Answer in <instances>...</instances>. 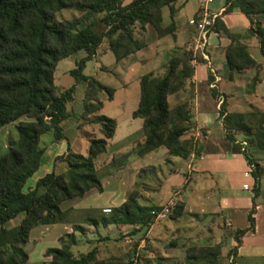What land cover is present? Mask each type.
<instances>
[{"label": "trees", "instance_id": "1", "mask_svg": "<svg viewBox=\"0 0 264 264\" xmlns=\"http://www.w3.org/2000/svg\"><path fill=\"white\" fill-rule=\"evenodd\" d=\"M176 0H0V131L16 124L18 139L10 152L0 157V264H27L24 251L29 233L39 226L75 223L80 213H97L83 222L88 226H135L142 228L153 222L154 208L140 207L131 193L126 203L112 209L109 215L95 209L62 211L60 206L82 198L91 189L102 191L94 160L105 153L113 138L116 122L101 114L104 93L111 101L113 89L91 76L84 75L86 64L93 60L98 48L106 41L107 49L118 62L146 48L153 36H173L174 23L162 27V9L169 8L172 17ZM127 2V3H126ZM76 8L80 16L70 20H58L57 14ZM238 11L250 23V32L259 42L264 56V0H225V13ZM212 31L222 33L231 40L226 50V65L231 72L258 71L257 64L246 48L237 40L220 19H216ZM85 55L75 62L69 72L75 84H85L83 113L79 116V128L98 127L100 139L88 137L87 155L67 151L55 158L63 162L65 170H54L37 180L31 190H25L27 181L38 171L45 148L40 138L51 134L53 142L64 140L62 124L70 119L66 106L73 100L75 86L59 91L54 72L59 61ZM193 75L190 58L186 52L172 57L163 76L146 74L139 79V102L132 113L133 119L142 120L139 136L133 152L141 157L159 148H165L169 157L186 160L191 153V142L184 134L191 128V112L186 102L170 107L168 98L177 96ZM172 105V104H171ZM226 138L234 140L235 134L249 133L260 152L264 154V113L251 111L245 114H226L220 109ZM26 119V120H25ZM130 153L126 154L127 158ZM248 159L249 165L253 163ZM119 158L111 161L118 166ZM253 207L248 214L250 224L246 230L236 231L235 240L247 231L253 232L255 198L259 194L258 174L253 170ZM182 205H176L169 218L181 214ZM79 217V216H78ZM17 225H8L19 219ZM81 227L73 225V231ZM59 246L48 248L43 264H113L98 261L95 251L76 257L71 235L61 237ZM234 250L231 254H234ZM218 247L190 248L185 253V264H217ZM170 264V263H167Z\"/></svg>", "mask_w": 264, "mask_h": 264}, {"label": "crops", "instance_id": "2", "mask_svg": "<svg viewBox=\"0 0 264 264\" xmlns=\"http://www.w3.org/2000/svg\"><path fill=\"white\" fill-rule=\"evenodd\" d=\"M200 2L176 0L172 5V17L169 8L164 7L162 27L174 23L173 36H153L146 48L118 61L126 62L123 86L128 88L134 80L137 99L133 100L125 123L120 124L117 118L110 116L116 122L114 136L108 142L105 153L94 160L97 172L101 165L108 170L103 180H100L102 191L89 190L82 198L74 199L81 201V204L70 208L111 211L126 203L131 193L135 194L134 202L140 207L159 209L173 204L174 209L177 204L182 205L181 214L176 219L168 216L144 228L138 225L120 228L122 231L134 228L135 235L141 236L138 249L147 248L144 252L148 253V258L158 261V264L173 262V259L185 264L182 244L190 236H194V242L201 247L220 246L222 257L224 249L234 250V254L229 256V264H264V154L259 151L249 133L241 132L235 134L234 140H228L223 128V117L220 116L222 106L225 115H241L254 110L264 113V56L260 52L258 39L250 32L249 20L238 11L225 13V0H213L209 10L218 16L217 19L227 30L238 37V42L259 64L258 71L231 72L226 65V50L231 40L222 33L211 31L204 51L207 61L198 56L196 65L192 67L193 75L186 80L184 89L177 96L167 99L170 107L181 102L189 105L192 126L183 139L191 142L190 155L186 160L169 157L165 148L141 157L133 152L136 144L142 142L139 131L143 122L132 118L139 102V79L150 73L163 76L167 62L174 56L186 52L190 58L194 30L188 22L195 16ZM96 57L97 52L93 59ZM144 64L150 67L145 73L140 71ZM114 94L115 91L113 97ZM113 97L111 101L106 100L112 102ZM103 110L104 104L102 115ZM69 114L70 119L62 124L64 140L53 142L50 138L44 147L39 169L29 179L31 185L26 184L25 190L33 189L37 180L51 171L57 173L61 169L65 170V164L55 162V158L67 151L77 153L74 149L82 142H86L88 149V137L97 138V134H100L98 127L79 128V117ZM9 126L16 127V124ZM128 153L130 155L124 158ZM116 157L119 158L118 166L113 167L110 164ZM246 157L252 161L251 166ZM253 170L258 174L259 186L252 216L254 229L253 232L247 231L238 236L240 243L237 244L236 231L246 230L250 226L247 217L253 207ZM107 188L109 197L106 202L99 204L98 196L103 195ZM56 225H63L64 231L55 236L61 238L71 235L76 246V233L84 232V227L79 225L81 230L75 232L68 223L39 227ZM113 227L116 226L108 225L104 228L110 232ZM170 243L172 245L167 247Z\"/></svg>", "mask_w": 264, "mask_h": 264}, {"label": "rangeland", "instance_id": "3", "mask_svg": "<svg viewBox=\"0 0 264 264\" xmlns=\"http://www.w3.org/2000/svg\"><path fill=\"white\" fill-rule=\"evenodd\" d=\"M127 3V2H126ZM80 13L76 8H69L61 11L57 14L58 20H70L75 17H79ZM260 25H264V20L260 21ZM83 52H79L76 56L65 58L58 62L57 68L54 74L55 85L59 91L68 90L69 88L75 86L73 100L67 104L66 109L69 113L74 115L75 118L79 117L83 113V100L85 96V84L78 83L75 84L74 79L69 75V72L75 68V62L84 57ZM126 62H117L113 54L107 50L106 41L98 48L97 57L91 62L87 63L84 70V75L91 76L96 79L101 84L114 89L115 94L112 102L106 100V95L104 93L99 94L97 99L102 101L104 104L103 114L106 116H112L119 120L120 124L125 123L126 115L131 110L133 100L137 99V89L135 88V81H131L128 88L123 86L125 82V70L124 65ZM101 67H104L101 70ZM150 69L149 64H144L140 69L141 72H147ZM111 118V117H110ZM26 120V119H25ZM120 135V132H119ZM51 138V134H47L40 138V145L45 147ZM101 135L97 134V139H100ZM18 139V131L15 126H9L0 131V157L8 154L13 148V144ZM114 149H116L114 147ZM113 150V149H111ZM78 154L86 156L87 155V145L86 142H82L80 146L74 149ZM61 163V161H59ZM98 172V177L102 181L104 174L106 173L107 167L100 166ZM64 172L61 169L57 173ZM31 185V180L28 181L27 186ZM109 190H105L103 195L99 197V204L106 202L109 197ZM129 196V194H128ZM81 204V201H68L61 205L62 210H69L68 208ZM71 209V208H70ZM100 211L102 210L95 209ZM97 216V213H80L75 218H79L75 223H68L72 225H81L84 227V232H79L77 234V245L72 248L73 254L78 257L80 255H85L91 251H95V257L98 261H109L113 264H158V261H151L148 258V253H145L143 249H138L141 236L135 235L134 228H127L121 230L120 227H113L109 232L103 226H99L96 229L93 226H88L83 222V219L88 216ZM104 215V214H103ZM20 218L11 222L8 227L12 228L18 224ZM63 225H56L51 227H38L31 231L29 242L24 248V251L28 254L29 262L28 264H43L49 261L45 258L44 254L48 248H56L59 246L58 238L55 234H61L64 231ZM75 232V231H73ZM82 233V234H80ZM105 237H107L105 239ZM191 237V238H190ZM184 240L182 244V250L184 252L183 261H185V253L188 249H198L200 244L194 242V236H190ZM76 239V238H75ZM108 239V240H107ZM226 242V237H225ZM171 243L167 246L170 247ZM219 260L217 264H229V256L232 252L230 249H224V256H221V247ZM169 261V260H167ZM173 262H168L170 264H182L178 260H171ZM185 263V262H184ZM160 264V263H159ZM162 264H167L163 263ZM197 264V263H196Z\"/></svg>", "mask_w": 264, "mask_h": 264}, {"label": "built area", "instance_id": "4", "mask_svg": "<svg viewBox=\"0 0 264 264\" xmlns=\"http://www.w3.org/2000/svg\"><path fill=\"white\" fill-rule=\"evenodd\" d=\"M213 0H201L199 9L195 16L188 22V25L194 30L193 48L190 54V65L194 67L197 63V58L200 56L207 61L205 49L208 45V35L212 31V27L217 19V15L209 10V6ZM246 188V187H245ZM173 204L164 206L151 211L153 221L165 220L171 214ZM110 209H103L104 215L110 214Z\"/></svg>", "mask_w": 264, "mask_h": 264}]
</instances>
